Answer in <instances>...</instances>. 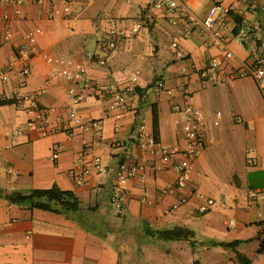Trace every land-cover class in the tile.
<instances>
[{
	"label": "crops",
	"instance_id": "0c3cea01",
	"mask_svg": "<svg viewBox=\"0 0 264 264\" xmlns=\"http://www.w3.org/2000/svg\"><path fill=\"white\" fill-rule=\"evenodd\" d=\"M14 1L0 0V16L13 14ZM71 1L72 16L52 21L48 5L26 1L27 18L20 33L34 29L44 33L23 86L10 71L20 70L23 61L12 62L14 52L0 33V69L10 71L8 83L0 84V190L27 195L57 187L61 195L51 202L53 209L74 200L79 208L53 212L10 204L0 197V264H240L236 252L250 264H264V253L258 252L264 240V94L250 78L217 86L194 75L187 82L188 93L179 87L183 66L202 67L216 59L229 73L238 65L206 44L200 23L211 5L221 2L232 7L239 24L260 23L264 40V0H188L185 6L195 23L158 11L149 21L145 11L150 0ZM104 39L115 47L101 48ZM174 40L185 59L171 50ZM229 48L237 58H247L234 42ZM86 54L106 61L104 67L89 68L91 79L99 84L97 90L74 88L59 75L67 62L80 64ZM159 80L174 91L173 96L154 92ZM135 88L143 90L142 96ZM117 90L128 101L110 111ZM27 93L36 94L40 107L47 110L57 131L53 136L28 128L26 104L16 100ZM74 96L81 99L71 119ZM188 103L205 112L208 144L193 163L191 188L164 193L175 186L176 173L155 170V158L137 148L134 132L144 124L153 134L156 104L159 141L182 145L174 112ZM91 122H98L101 130L96 131ZM115 144L121 147L114 148ZM95 157L101 158L106 172H91L84 185L75 186L69 170L78 159L91 165ZM143 160L153 204L143 202V190L134 179L129 183L127 210L118 215L108 198L118 166ZM195 191L214 200L205 215L197 211L205 199L196 198ZM182 193L189 203L169 211ZM177 228L191 231L192 237L175 238Z\"/></svg>",
	"mask_w": 264,
	"mask_h": 264
},
{
	"label": "built area",
	"instance_id": "2783aa9c",
	"mask_svg": "<svg viewBox=\"0 0 264 264\" xmlns=\"http://www.w3.org/2000/svg\"><path fill=\"white\" fill-rule=\"evenodd\" d=\"M26 1L15 0L13 14L0 16V33L3 42L8 44L9 48L14 52V60L12 62L14 63L16 58L23 61V66L20 70H14L13 63L11 64L13 69H10L20 78L22 86L26 84V80L31 76L30 61L35 54L37 41L44 33L41 29L20 33L21 25L27 18L24 10ZM186 1L188 0H150L145 11L146 17L151 21L152 12L158 11L166 13L169 17L178 16L188 23H195L196 19L185 6ZM35 2L37 4H46L51 8L48 17L49 21L58 17L68 19L73 14L71 0H35ZM200 25L204 32L207 46L220 50L226 61L236 60L238 65L232 67L229 73H224L221 62L216 59L210 60L202 67L194 65L183 66L180 71L182 82L179 85L182 93H188L187 82L195 75L201 82H209L217 86L250 78L255 81L264 94V40L261 24L247 22L239 24L234 18L232 7L225 6L221 2H214ZM19 33L21 34L20 38L17 37ZM231 42H234L241 50L247 53L246 59L236 57L229 48ZM99 44L103 49H113L115 47L114 42L107 39L101 40ZM170 48L174 51L177 58L185 59V56L178 48L176 40L170 44ZM48 62H51V60L49 59ZM55 62L57 63L58 61ZM94 64L98 67H104L106 61L97 55L86 54L84 61L80 64L67 62V69L59 72V75L66 81L71 82L74 88L97 90L99 84L91 79L89 74V68ZM10 71L0 69L1 85L8 83ZM130 92H134V90L130 89ZM154 92L173 96L174 91L166 86L165 81L159 80L154 86ZM70 93H74V90ZM113 98L114 102L110 106V111L124 107L128 101L118 90L113 92ZM80 99V96L73 97V106L70 110L71 119L75 118L76 112L74 109ZM16 100L26 104L27 126L30 130L42 136H53L57 132L51 124L47 110L40 107L36 94L17 95ZM174 113L177 117L176 124L180 126L183 134L182 145L170 146L162 144L159 140H156L152 133L145 130L144 124L139 125L134 132V141L137 148L155 158L156 163L153 166L155 170H173L176 173L175 186L167 189L164 193H172L175 190L182 192L191 188L193 163L200 159L208 144L204 124L205 112L202 108L193 103H188L184 107H176ZM220 116L221 113H217V117ZM218 124L215 121V125L217 126ZM90 125L98 132L101 130L98 122H91ZM118 147H121L120 144L114 145V148ZM54 150H59L57 144L54 145ZM146 168V160L136 164H119L116 182L108 194L109 203L116 214L122 215L126 212L130 196L129 183L134 179L139 181L143 190V202L147 205L153 204L152 196L146 188ZM91 172H95L98 175L106 172L101 158L95 157L91 165L78 159V165L69 170L68 176L72 183L79 187L85 184ZM193 195L196 198L205 199V205L197 210L200 215H205L214 205V200L212 198H204L201 193L196 191ZM189 201L190 198L182 193L169 211H175L188 204ZM229 224H232V221Z\"/></svg>",
	"mask_w": 264,
	"mask_h": 264
},
{
	"label": "trees",
	"instance_id": "16d2710c",
	"mask_svg": "<svg viewBox=\"0 0 264 264\" xmlns=\"http://www.w3.org/2000/svg\"><path fill=\"white\" fill-rule=\"evenodd\" d=\"M137 93L142 96L143 90L135 88ZM147 90V89H145ZM152 117H153V135L156 140H159V114L156 104L152 106ZM61 195L60 190L57 187H53L50 190H35L30 194L23 195L20 193L5 194L0 190V197H4L10 204L22 205L29 204L32 208L53 211V212H68L75 211L79 208V204L76 200L74 201H63L60 203L59 210L53 209L50 205L57 197ZM175 238H191L193 233L187 229L177 228L175 230ZM233 246L235 244H232ZM237 245V244H236ZM235 245V246H236ZM259 253H264V240L261 242ZM237 260L240 264H250V261L236 252Z\"/></svg>",
	"mask_w": 264,
	"mask_h": 264
}]
</instances>
